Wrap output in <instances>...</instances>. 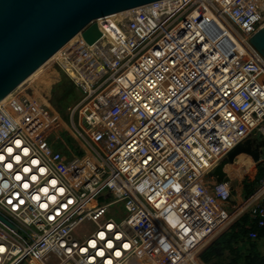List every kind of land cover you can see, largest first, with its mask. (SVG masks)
<instances>
[{
  "label": "built area",
  "instance_id": "2783aa9c",
  "mask_svg": "<svg viewBox=\"0 0 264 264\" xmlns=\"http://www.w3.org/2000/svg\"><path fill=\"white\" fill-rule=\"evenodd\" d=\"M139 7L59 49L84 92L71 116L87 156L40 144L45 121L26 95L13 99L24 120L0 104V215L16 227L0 218V264H126L158 243L171 255L158 264H181L229 225L232 180L211 172L264 138V56L249 41L264 0ZM262 170L256 192L238 197L264 230Z\"/></svg>",
  "mask_w": 264,
  "mask_h": 264
},
{
  "label": "water",
  "instance_id": "95a60500",
  "mask_svg": "<svg viewBox=\"0 0 264 264\" xmlns=\"http://www.w3.org/2000/svg\"><path fill=\"white\" fill-rule=\"evenodd\" d=\"M152 1L156 0H0V100L80 30L87 27L83 34L89 42L98 39V23L87 26L93 20ZM249 41L264 56V26ZM84 124L88 126L85 120ZM239 154L257 164L264 154V138L238 143L211 173L218 180H231L227 166Z\"/></svg>",
  "mask_w": 264,
  "mask_h": 264
},
{
  "label": "rangeland",
  "instance_id": "374dc122",
  "mask_svg": "<svg viewBox=\"0 0 264 264\" xmlns=\"http://www.w3.org/2000/svg\"><path fill=\"white\" fill-rule=\"evenodd\" d=\"M132 10L124 11L109 17L95 20L89 25L91 26L96 22L98 23L99 21H105L112 17L125 15ZM58 60L62 61L61 51L58 52L46 64H44L34 75L19 84L11 92V94L5 97V99H3V101H1L0 103L7 104L9 103L10 98L14 96L19 95L18 97H16V99L19 100L22 96L26 95L33 103L29 110V114L32 116H41L45 121L44 127L36 133L35 139L40 144H45L52 147L53 149L59 150L64 155V158L68 159H72L77 156V154H66L67 151L64 146L68 145L69 139H72L73 145L78 147V150H82L85 153L84 156H87L89 153L88 150L86 151L82 139L76 137L77 135L73 132L74 127L72 124L71 116L74 106L82 98L84 92L81 86L69 76V74L66 72V70ZM68 79H70L73 84L67 82ZM75 121H77V115H75ZM63 133H66L67 135L65 136L67 137L66 140L63 139ZM258 136L264 137L261 135ZM58 145H63V147H58ZM238 159L237 157H235V161L233 163H229L227 166V171L231 177L235 193L232 200L235 207L231 206L233 207L232 209L231 207L225 209L226 213H231V216H233L237 212L238 213L230 220L229 225L221 232V234L215 237L195 256L199 262L187 260L185 261V263L181 264H243V258L240 259L239 262L235 261V254L232 253L229 249H225L224 252L219 256H213L209 261L203 260L205 254L209 251V249L215 247L216 243L223 237V235L227 231H230L232 225L236 222V220H238L243 214L246 213V210L241 211L244 208V202L242 200L243 197L242 199L238 197L239 191L242 190L241 193L243 192L242 181H244L246 177H253L254 179L256 177L255 173L257 168H262L261 164H255V161L252 160V158L248 155L244 157L240 156L238 157ZM121 211V215H125L122 207ZM223 216L226 219L224 212ZM220 221L223 223L224 218L221 217ZM252 242L256 243L257 249L262 254H264V235L252 239ZM152 246V250L147 249L137 257L139 258L140 256H142L145 258L138 261L136 264H140V262H144L143 264L165 263V261L171 258V255L162 249V245L154 244ZM149 250L151 256H149L148 254ZM248 252H250V250L245 249L240 253L245 256ZM137 258L133 257L127 263L133 261L134 259L137 260ZM23 264L34 263L32 261L26 260L23 262Z\"/></svg>",
  "mask_w": 264,
  "mask_h": 264
},
{
  "label": "trees",
  "instance_id": "16d2710c",
  "mask_svg": "<svg viewBox=\"0 0 264 264\" xmlns=\"http://www.w3.org/2000/svg\"><path fill=\"white\" fill-rule=\"evenodd\" d=\"M67 82L73 84L70 79H68ZM63 136V139L66 140V133H63ZM58 147H63V145H58ZM64 147L66 148L67 155L77 154L79 158L84 157L85 153L82 150H78V147L73 145L72 139H69L68 145ZM220 165H222V163ZM262 172V168H259L258 174L254 179L253 177H246L244 179L243 194L245 198H248L255 192V186L259 184L258 179L263 175ZM223 179L224 178H221L220 180ZM251 231H258V237L264 235V230L259 228L257 223L251 218L250 213L246 212L238 220H236L230 231H227L223 235V237L216 243V246L209 249L203 260L209 261L213 256H219L225 249H229L235 254V261L239 262L240 259L243 258V264H264V254L257 249L256 243L252 242V238L250 237ZM245 249L250 250V252L244 256L240 252ZM188 261L199 262L195 256L194 258H190Z\"/></svg>",
  "mask_w": 264,
  "mask_h": 264
},
{
  "label": "bare ground",
  "instance_id": "6f19581e",
  "mask_svg": "<svg viewBox=\"0 0 264 264\" xmlns=\"http://www.w3.org/2000/svg\"><path fill=\"white\" fill-rule=\"evenodd\" d=\"M136 8H139V6L138 7H135V8H132V9H136ZM131 8L130 9H126V10H122V11H118V12H115V13H112V14H109V15H105V16H102V17H99L98 19H101V18H104V17H109V16H112V15H115V14H118V13H121V12H124V11H128V10H132ZM98 19H95V20H98ZM95 20H93V21H95ZM92 21V22H93ZM92 22H90L89 24H91ZM100 23H102L103 21H99ZM98 22V23H99ZM88 24V25H89ZM87 25V26H88ZM77 35H75V36H73L72 38H71V41L76 37ZM61 50H58L57 52H55L50 58H48L43 64H41L35 71H33L26 79H24L23 81H21L19 84H21L22 82H24L25 80H27L29 77H31L32 75H34L44 64H46L50 59H52L58 52H60ZM36 80V79H35ZM34 80V81H35ZM18 84V85H19ZM17 85V86H18ZM16 86V87H17ZM15 87V88H16ZM14 88V89H15ZM13 89V90H14ZM12 90V91H13ZM11 91V92H12ZM11 92H9L7 95H5L4 97H2L1 98V100H0V102L1 101H3V99H5V97H7L9 94H11ZM15 97H17V96H14V97H12V98H10V101H9V103H7V105L11 108V109H13V105H14V102H13V99L15 98ZM0 104H2V103H0ZM14 110V109H13ZM17 111H15L14 110V112L18 115V117L21 119V120H24L25 119V114L23 113V109L21 108H17L16 109ZM244 154H239V155H237L236 157H237V159H238V157H240V156H243ZM239 160V159H238ZM253 160V159H252ZM235 161V160H234ZM240 161V160H239ZM250 162V161H249ZM248 162V163H249ZM233 163V162H232ZM248 166V165H247ZM238 213V212H237ZM236 213V214H237ZM236 214H234L233 216H230L231 218L228 220V221H230L231 219H232V217H234ZM226 216V215H225ZM224 223V222H223ZM145 250H147V249H142V251H141V253L140 254H142L143 253V251H145ZM140 254H138V256L140 255ZM148 254H149V251H148ZM137 256V257H138ZM149 256H150V254H149ZM136 257V258H137ZM143 258H145V257H142V256H140L139 258H137V260H133V261H130L129 263H127V264H136L138 261H140V260H142Z\"/></svg>",
  "mask_w": 264,
  "mask_h": 264
},
{
  "label": "crops",
  "instance_id": "0c3cea01",
  "mask_svg": "<svg viewBox=\"0 0 264 264\" xmlns=\"http://www.w3.org/2000/svg\"><path fill=\"white\" fill-rule=\"evenodd\" d=\"M244 156H246V155H243V157H244ZM249 157H250V156H249ZM257 164H258V165L261 164V166L264 167V154H263V158H262ZM258 165H257V166H258ZM257 172H258V168H257V170H256V173H257ZM256 173H255V174H256ZM257 188H258V185L255 186V192H256ZM234 207H235V206H234ZM232 208H233V207H231V209H232ZM162 249H163V247H162ZM149 254H150V256H151L150 250H149Z\"/></svg>",
  "mask_w": 264,
  "mask_h": 264
},
{
  "label": "snow or ice",
  "instance_id": "6c2138e0",
  "mask_svg": "<svg viewBox=\"0 0 264 264\" xmlns=\"http://www.w3.org/2000/svg\"><path fill=\"white\" fill-rule=\"evenodd\" d=\"M125 247H127V245H125ZM100 255H103V253H100ZM116 255H120V253L117 252Z\"/></svg>",
  "mask_w": 264,
  "mask_h": 264
}]
</instances>
